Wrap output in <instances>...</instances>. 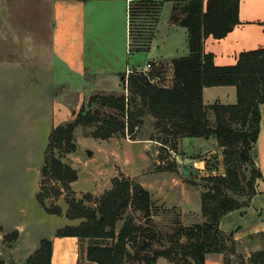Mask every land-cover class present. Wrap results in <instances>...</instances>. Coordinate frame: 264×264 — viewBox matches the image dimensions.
<instances>
[{"label": "trees", "instance_id": "1", "mask_svg": "<svg viewBox=\"0 0 264 264\" xmlns=\"http://www.w3.org/2000/svg\"><path fill=\"white\" fill-rule=\"evenodd\" d=\"M238 7L239 0L175 1L169 19L186 29L188 54L171 61V84H152L134 71L128 75L131 97L93 95L89 98L95 104L92 110L81 108L75 120L56 125L49 133L41 172L66 188L77 173L54 151L76 149L73 131L79 125L96 124L93 136L106 139L125 129L133 134L134 127L142 129L149 117L152 129L135 139H160L161 147L175 152L181 138L213 136L221 149L224 174L201 178L199 222L184 224L175 218L170 230L157 229L152 222V196L134 179L112 180L93 208L70 198L67 216L80 222L58 228L55 235L90 240L85 264H156L160 257L174 264H206L211 253L222 254L223 264H228L227 253L235 251V239L233 232L219 228L220 219L248 205L261 177L252 150L260 127L259 106L264 103V46L240 52L234 64L217 65L213 54L204 50V40L209 36L221 39L238 25ZM138 35L143 36V28ZM138 45L145 46L144 41ZM212 86H234L235 102L205 104L202 91ZM103 107L113 109L114 114L99 115ZM164 168L172 171L173 165ZM51 258L52 241L43 238L22 264H51ZM249 264H264V250L252 252Z\"/></svg>", "mask_w": 264, "mask_h": 264}, {"label": "rangeland", "instance_id": "2", "mask_svg": "<svg viewBox=\"0 0 264 264\" xmlns=\"http://www.w3.org/2000/svg\"><path fill=\"white\" fill-rule=\"evenodd\" d=\"M56 11L52 0H0V259L3 264H22L43 238L52 241V264H85L84 252L90 240L65 239L55 235L58 228L80 222L79 219L68 218L69 200L74 197L93 208L101 195L111 188L112 180L117 177L133 179L125 176L116 162L110 161V152L116 150L118 145L121 146V152L122 145L127 144L126 139L133 141L140 137L142 131L146 133V130L152 129V120L145 117L142 129L134 127L133 134L125 129L123 134L102 139L93 136L96 124L76 126L73 131L76 149L69 152L63 149L54 151L55 157L76 171V182H71L66 188L59 180L42 174L52 128L75 120V113L81 108L92 110L95 104H90L89 98L93 95L132 96L126 73L122 76L124 87L119 85L113 90L75 87L82 83L80 78L69 72L54 54V39L60 38L62 33L56 14H53ZM142 28L141 25L140 30ZM184 33L183 28L177 40V50L187 55V36ZM152 57L148 51L133 49L126 60L130 68L141 69ZM160 66L155 65L152 73H160L162 80L158 85L169 86L171 66ZM66 79L72 83L68 85ZM104 112L114 114L113 109L103 107L99 115ZM159 141L151 140L137 145H148L147 153L152 161L158 157L165 160L167 165L171 164L168 158L171 149L161 147ZM258 144L257 141L252 150L256 159ZM87 150L90 155L86 154ZM175 152L180 156L207 155L199 154L195 149L190 151L189 145L185 148L178 145ZM218 154L217 149L208 154L204 167L206 170L218 171L219 168V171H224L222 155L219 159ZM155 166L152 167H160ZM191 172L186 171L184 175L194 185L187 186H194L201 191L203 175ZM98 180L101 181L100 187H96ZM38 194L43 197V202ZM152 199L155 203L153 224L157 229L170 230L173 219L182 218L180 209L167 206L166 202L161 203L162 198L155 193ZM194 207L195 204H192L193 217L188 218L190 223L202 220L200 212H194ZM245 212L247 215L244 220L251 219L255 214L252 207L246 205L226 213L222 222H227L228 229L236 225L242 229V214ZM15 231L17 235L14 237ZM249 238L235 239V251L227 253L228 264H249L252 252L264 250V239L261 240L259 235L252 241ZM156 264L174 263L160 257Z\"/></svg>", "mask_w": 264, "mask_h": 264}, {"label": "crops", "instance_id": "3", "mask_svg": "<svg viewBox=\"0 0 264 264\" xmlns=\"http://www.w3.org/2000/svg\"><path fill=\"white\" fill-rule=\"evenodd\" d=\"M52 1L53 8H57L53 14H56V21L57 24L60 23L62 32L60 38L54 39V54L61 59L69 72L80 78L79 81L82 83H76V88L113 90L119 85L123 86L122 78L126 71L137 70L134 67L130 68L126 60L133 49L148 51V54L153 57L145 64L152 62L156 66L161 65L160 67L162 64L171 66L173 59L184 56V53H179L180 51L177 50V40L180 39L184 27L172 23L169 19L172 6L177 0ZM238 18L240 23L223 38L215 39L209 36L204 40V50L213 54L214 63L217 65L234 64L240 52L264 46V0H239ZM141 25L142 37L138 35ZM184 30V35L187 36L186 29ZM141 41H144L145 46L138 45ZM170 72L172 74V69ZM69 80L66 79L68 85L72 83ZM202 98L205 104L215 101L233 103L236 100L235 87H205ZM259 109L257 159L253 153L252 155L261 172V177L256 180L255 193L248 203V207L251 206L255 211L251 219H255L244 220L247 214L243 213L242 229L236 227L240 225L228 229L227 222L224 220L222 222V218L219 222V228L223 232H233L234 239L244 240L250 237L252 241L257 235L261 240L264 239V103L260 104ZM126 141L127 144L122 145L121 152L120 145L110 152L112 154L110 161L116 162L120 170L126 174L125 176L133 178L146 188L152 198L155 193L157 197L162 198L161 203L166 202L167 206L178 207L182 223L190 224L188 218L193 217L192 204H195L194 212H200L201 191L194 186H187V184H194L184 174L186 171L189 173L196 171L203 177L224 174V171H219V168L218 171L204 168L206 159L209 158L208 154L217 149L218 157L222 155L216 139L213 136L181 138L179 146L185 148L189 145L190 151L195 149L197 153L207 155L192 156L191 154L189 156L181 153L183 155L180 156L171 150L168 158L173 165L172 171L164 168L167 165L165 160L157 157V160L152 161L147 153V144L137 145L151 142L150 139H133V141L126 139ZM155 165L160 167L153 168L152 166ZM223 167L224 165L222 170ZM105 171L107 172L106 169ZM100 183L101 181L98 180L96 187H100ZM66 249L67 245L64 253ZM53 253L54 249H52L51 264L54 258ZM222 257V254L218 253L208 254L206 264H223Z\"/></svg>", "mask_w": 264, "mask_h": 264}, {"label": "built area", "instance_id": "4", "mask_svg": "<svg viewBox=\"0 0 264 264\" xmlns=\"http://www.w3.org/2000/svg\"><path fill=\"white\" fill-rule=\"evenodd\" d=\"M155 65L156 64H154L152 62H147L142 69H139V70L137 69L135 71L141 72L142 74H144L146 76L147 80L150 83L155 84V85H158L161 82L162 78H161L160 73H154V72L152 73V71L155 68L154 67ZM132 72H134V71L127 70L126 71V76L129 75ZM161 86H164V85H161Z\"/></svg>", "mask_w": 264, "mask_h": 264}, {"label": "water", "instance_id": "5", "mask_svg": "<svg viewBox=\"0 0 264 264\" xmlns=\"http://www.w3.org/2000/svg\"><path fill=\"white\" fill-rule=\"evenodd\" d=\"M86 154H87V155H90V151L87 150V151H86Z\"/></svg>", "mask_w": 264, "mask_h": 264}]
</instances>
